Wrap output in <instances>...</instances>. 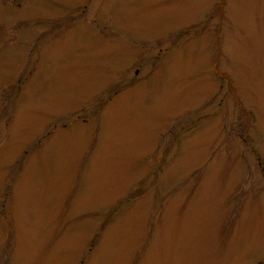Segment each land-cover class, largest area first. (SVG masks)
I'll return each mask as SVG.
<instances>
[{
  "label": "rangeland",
  "instance_id": "rangeland-1",
  "mask_svg": "<svg viewBox=\"0 0 264 264\" xmlns=\"http://www.w3.org/2000/svg\"><path fill=\"white\" fill-rule=\"evenodd\" d=\"M0 264H264V0H0Z\"/></svg>",
  "mask_w": 264,
  "mask_h": 264
},
{
  "label": "flooded vegetation",
  "instance_id": "flooded-vegetation-1",
  "mask_svg": "<svg viewBox=\"0 0 264 264\" xmlns=\"http://www.w3.org/2000/svg\"><path fill=\"white\" fill-rule=\"evenodd\" d=\"M134 68H135V67H134ZM135 74H137V72H136ZM245 140H246V138H245Z\"/></svg>",
  "mask_w": 264,
  "mask_h": 264
}]
</instances>
